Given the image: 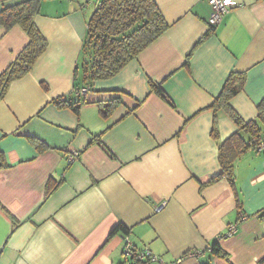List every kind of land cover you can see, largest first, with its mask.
Returning a JSON list of instances; mask_svg holds the SVG:
<instances>
[{
  "label": "crops",
  "instance_id": "1",
  "mask_svg": "<svg viewBox=\"0 0 264 264\" xmlns=\"http://www.w3.org/2000/svg\"><path fill=\"white\" fill-rule=\"evenodd\" d=\"M230 1L206 35L208 0H154L168 28L117 73L84 85L82 103L73 77L94 2L41 0L33 20L46 48L0 100V264H264L263 149L237 158L233 183H207L218 144L237 130L221 111L210 135L207 107L225 78L245 72L230 100L244 120L264 96V0ZM26 42L19 26L0 25V71ZM116 96L104 116L98 101ZM60 97L82 104L59 106ZM144 251L158 261L135 257Z\"/></svg>",
  "mask_w": 264,
  "mask_h": 264
},
{
  "label": "trees",
  "instance_id": "2",
  "mask_svg": "<svg viewBox=\"0 0 264 264\" xmlns=\"http://www.w3.org/2000/svg\"><path fill=\"white\" fill-rule=\"evenodd\" d=\"M40 2L41 0H0V25L4 31L17 25L27 36V42L14 60L0 71V100L8 91L10 83L27 74L46 48V39L33 20L40 10ZM93 2L95 7L87 20L78 65L75 67L73 77V89L78 95L83 96L82 103L87 102L84 96L88 89L84 93L80 92L84 85H90L97 79H105L117 73L168 28L154 0H93ZM212 29L213 26H210L206 35ZM244 81V71L232 70L222 83L217 96L207 107L213 115L210 135L214 139L218 137L219 112L226 113L237 126L235 132L218 144L219 172L209 177L207 183L223 177L233 183L237 158L249 149H256L260 142L264 141V96L257 104L256 118L251 120H244L230 103L232 97L242 89ZM147 83L149 92L155 93L168 104L173 105L160 82L148 79ZM105 101V103L98 101L104 116L120 102V98L116 96ZM55 103L59 106H70L75 111L82 104L67 102L61 97L57 98ZM25 137L38 150L47 148L40 139L31 135ZM262 149L264 152V148ZM106 150L111 153L108 147ZM203 185L204 182L201 183V186ZM260 217L264 219V208L260 212ZM116 229L124 232L121 225ZM213 251L220 254L216 246Z\"/></svg>",
  "mask_w": 264,
  "mask_h": 264
},
{
  "label": "built area",
  "instance_id": "3",
  "mask_svg": "<svg viewBox=\"0 0 264 264\" xmlns=\"http://www.w3.org/2000/svg\"><path fill=\"white\" fill-rule=\"evenodd\" d=\"M208 2L211 6V11H210V14L208 17V23H209V25L214 26L217 23H219V21L221 20V17L230 10V8H231L230 6H231L232 2L230 0H208ZM86 90H87V88L84 87L80 90V92L84 93ZM257 147L259 149L264 148V141H261ZM71 158H72V156L69 157V159H71ZM229 231H230V233H234L236 231V227L230 226ZM125 251L127 254L133 253V251L131 249H129V245L125 246ZM135 257H138L140 259L144 258V257H148L152 261H158L157 256L152 255L146 251L138 253V255H136ZM170 264H176V262L170 263Z\"/></svg>",
  "mask_w": 264,
  "mask_h": 264
},
{
  "label": "rangeland",
  "instance_id": "4",
  "mask_svg": "<svg viewBox=\"0 0 264 264\" xmlns=\"http://www.w3.org/2000/svg\"><path fill=\"white\" fill-rule=\"evenodd\" d=\"M92 8H93V5L92 4H89V7L88 8H85V9H87L88 10V14H92ZM90 17V16H89ZM88 53H90V51H88Z\"/></svg>",
  "mask_w": 264,
  "mask_h": 264
}]
</instances>
